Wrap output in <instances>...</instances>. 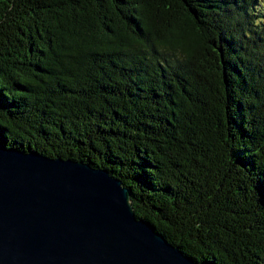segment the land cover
Instances as JSON below:
<instances>
[{
  "label": "trees",
  "instance_id": "trees-1",
  "mask_svg": "<svg viewBox=\"0 0 264 264\" xmlns=\"http://www.w3.org/2000/svg\"><path fill=\"white\" fill-rule=\"evenodd\" d=\"M257 0H0V144L105 169L207 264H264Z\"/></svg>",
  "mask_w": 264,
  "mask_h": 264
},
{
  "label": "water",
  "instance_id": "water-1",
  "mask_svg": "<svg viewBox=\"0 0 264 264\" xmlns=\"http://www.w3.org/2000/svg\"><path fill=\"white\" fill-rule=\"evenodd\" d=\"M0 264H207L136 216L107 170L0 144Z\"/></svg>",
  "mask_w": 264,
  "mask_h": 264
},
{
  "label": "rangeland",
  "instance_id": "rangeland-1",
  "mask_svg": "<svg viewBox=\"0 0 264 264\" xmlns=\"http://www.w3.org/2000/svg\"><path fill=\"white\" fill-rule=\"evenodd\" d=\"M255 7H257V10H258L257 12H263L264 13V0H257Z\"/></svg>",
  "mask_w": 264,
  "mask_h": 264
}]
</instances>
